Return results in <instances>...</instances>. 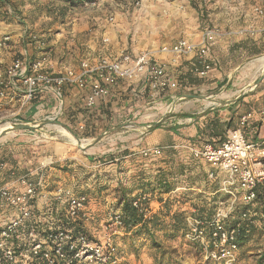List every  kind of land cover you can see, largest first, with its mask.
<instances>
[{
  "label": "built area",
  "instance_id": "2783aa9c",
  "mask_svg": "<svg viewBox=\"0 0 264 264\" xmlns=\"http://www.w3.org/2000/svg\"><path fill=\"white\" fill-rule=\"evenodd\" d=\"M142 1L133 3L139 7ZM253 12L264 21L263 7L255 6ZM113 19L114 15L107 18L109 23ZM260 31L264 34V26ZM218 35L215 27L206 25L198 41L181 38L163 46L160 51L169 53L176 66L172 74H168L165 63L157 61L154 52L128 48L115 56L80 59L76 68L55 74L44 42L35 41L36 36L30 33L27 40L25 30L22 38L30 51L25 48L0 71V105L16 98L24 108L35 99L45 101L48 94L57 104L52 107H56L53 116L46 118L54 120L63 115L65 88L76 87L83 92L87 114L98 102L110 98L111 88L119 84L132 89L129 103L143 99L156 103L161 94L179 101L185 94L178 95L177 91L185 87L177 68L187 62L190 71L205 80L216 63L210 51ZM10 41L9 33L2 34L0 49L8 48ZM101 43L109 44V38L103 37ZM87 116L75 126L78 131L85 130ZM169 149L181 155L187 170L181 185L157 193V197L171 200L170 213L175 212L180 198L185 200L182 240L202 261L236 264L241 253L264 256V104L242 112L220 141L183 139L144 147L138 153L157 157L164 164ZM56 163L52 157L46 158L36 169L17 175L16 185L0 186V264H119L114 236L124 229L120 213L110 214L108 229L101 237L93 236L87 227L92 219L91 199L62 182L51 181L45 171ZM132 206L145 219L152 212L146 194L132 198ZM162 208L157 200V210Z\"/></svg>",
  "mask_w": 264,
  "mask_h": 264
},
{
  "label": "rangeland",
  "instance_id": "374dc122",
  "mask_svg": "<svg viewBox=\"0 0 264 264\" xmlns=\"http://www.w3.org/2000/svg\"><path fill=\"white\" fill-rule=\"evenodd\" d=\"M8 1L15 6L16 18H13L12 21L16 23L15 25H18L19 32L23 34L26 30L27 40V34L30 33L36 36L35 41L44 42V50L48 52L50 65L52 66L50 68H53L55 74L64 71L66 68H76L80 59L90 57L91 47L89 44L100 43L102 45V38L109 36V34L104 35L105 26L109 24L107 18L114 15L115 11L109 0H85L83 4L79 0H17L15 3L11 0ZM91 1L95 3L91 4ZM243 1L244 7H247V9L249 5L256 2L261 5L264 4V0ZM208 3L211 4L208 5ZM216 4H218L216 0L208 1L205 8L207 7L209 14L202 13L197 16L194 9L204 10L203 3L200 5H198V2L187 3L184 14L175 22L177 29L172 31L171 34L176 37L193 35L198 38L201 35V27L204 23L207 26L215 27L219 31L217 38H220L222 31L228 30V27L220 28L217 25L220 22L218 13L220 10ZM214 6H216L215 9L211 10ZM97 17L98 19H95ZM228 42V45H221L220 43L217 48L211 51V54L216 56L219 62L205 80L195 81V83H198L197 86L189 92L182 91L184 92L182 94L181 91H177L178 95L190 94L191 97L172 101V99L165 96L156 103L148 104L145 100V103H137L138 105L135 106H133V103H129L128 111L121 119L120 125L122 127L117 130H110L106 134L104 132L109 129L106 125L96 129L93 128V135L85 139L80 138L81 140H77L79 137L70 131L79 143L84 142L87 145L95 138L98 139L85 149H80L75 143L67 141L66 138L59 135L60 133L54 131L52 125H60L69 132L65 126L67 120L64 119L63 115H59L54 119L57 122L56 124H49L32 130H22L29 138L33 137L34 141H37L35 148L44 146V149L48 150L47 154L56 152L57 155H60L56 151L60 146L58 143H66L69 152L72 155H77L78 160L74 163L78 164L75 167L69 161L57 163L53 166L54 170L60 171L59 174L56 173L53 183L62 182L67 188H72L77 193H84L91 199L93 203L91 206L92 219L87 222V227L93 236L96 238L101 237L107 231L110 214L121 211L124 200L146 194L152 212H157V191L154 182L144 181L139 173H132L129 177L123 175L125 167L121 164V157L129 152L128 149H122L123 145L133 147L135 142H139L140 145L143 144V146L149 147L152 144L151 142L158 140L159 129H166L170 126H200L198 125L199 118L203 114L212 116L211 112H217L222 128L226 130L225 123L232 115V127H234L243 111L264 104V70L258 71L260 59L264 55V39H259L258 43L248 38L234 41L228 39ZM65 46L69 48L66 49ZM35 50L36 54H39L38 50ZM60 62H62V65H60ZM213 73L214 75H212ZM258 78H260V82L253 87ZM45 95L47 98L44 102V108L37 109L35 117L32 118L35 123L30 122V120L26 121L27 123L34 125L40 120L47 119V116H53L52 113H54L56 107H52L57 102H54L47 94ZM196 96H202L203 98ZM238 96L239 98L236 100L235 98ZM207 97L217 99L218 102H226V104L206 101L205 98ZM47 103L50 108L46 106ZM4 116L0 119V125L5 122L11 123L13 121L11 119H18V115L15 114ZM188 118H192V121L189 122ZM155 122H157L155 126L148 129L143 128L145 124H154ZM73 130L77 134L79 133L76 127ZM11 133L3 134L0 139L9 136L8 134ZM204 136L206 137V135ZM138 139H141V141ZM116 146L120 149L119 151L115 150ZM27 148L24 147L23 150L27 152ZM35 148L31 147V151L33 150L34 153L36 152ZM111 148L112 150L107 151ZM102 152H104L103 155ZM86 153H91L89 156L94 159H87L88 155ZM180 156V154H175V156L166 159L163 164L166 174L169 175L176 167L184 165L183 161L180 160ZM52 158L55 159L56 157ZM114 158H118V161L112 163ZM80 160L85 163L89 162L90 166L84 167L81 165ZM159 164L160 162L157 161V166ZM74 168L81 172L79 173L80 183L75 186L71 178L64 177L65 173H72ZM160 168L162 169V167H157L158 170H161ZM91 175L93 176L91 177ZM89 177L90 181L88 180ZM177 179L178 182L172 183V186L181 185L184 174L178 176ZM166 201L171 204L170 199H166ZM107 204L108 208H106ZM169 218L170 216H167L162 220L168 222L171 220ZM136 233L138 231L135 230L132 235H136ZM156 238V249L152 253L155 254L156 264H202V259L194 253L191 246L186 244L177 232L169 227L165 229V233L157 234ZM114 239L116 242L115 236ZM133 244L134 242L130 237L128 242L118 244L121 257L119 264H139V250ZM250 248L247 247V249ZM260 259L263 260L261 264H264L263 256L257 258L241 253L236 264H260ZM208 264H214V262Z\"/></svg>",
  "mask_w": 264,
  "mask_h": 264
},
{
  "label": "crops",
  "instance_id": "0c3cea01",
  "mask_svg": "<svg viewBox=\"0 0 264 264\" xmlns=\"http://www.w3.org/2000/svg\"><path fill=\"white\" fill-rule=\"evenodd\" d=\"M11 1L15 3L17 0ZM109 1L113 10H115L113 22L105 26L106 31L104 32V35L109 34V44H89L91 47V50L89 51V53H91L90 58L95 60L101 55L115 56L119 51L125 48L132 49L137 52L150 50L154 52V57L157 58V61L166 64L168 74H172L175 72L176 67L175 64L171 62L172 56L167 52L160 51V49L163 46H169L181 38H186L190 41H198L199 37L195 38L193 35L176 37L171 33L177 29L175 22L184 14V9L187 3L190 4V2H198V5L203 3L205 8L207 2L210 0H143L141 6L139 7L134 5V0ZM216 2H218L216 5L220 10L218 12L220 15V22L217 25L220 28L227 26L228 30H223L222 28V36L220 38H216L211 51L217 48L220 43L221 45H228V39H232L234 41L248 38L249 40H253L255 43H258L259 39H264V34L260 31L264 26V21L253 12V8L255 6H261L264 8V4L261 5L259 2H256L253 5H249L247 9V7H244L243 0H216ZM210 4L211 3H208V5ZM215 7L216 6L211 8V10L215 9ZM6 8L7 12L4 11L5 7L3 8L0 6V36L2 34L9 33L11 35V41L8 48L5 50L0 49V71L4 70V68L11 63L15 56L23 52L25 48H28V45H25L22 38V34L19 32L18 25H15L16 23L12 21L13 18H16L15 12L10 10L8 6H6ZM194 11L197 16L202 13H206V15L209 14L207 7L204 10L194 9ZM95 19H98V17ZM202 25L203 26L201 28L206 26L204 23ZM251 31L253 34H251ZM65 48L68 49L69 47L65 46ZM28 49V51H30V48ZM211 51L210 56L215 60L216 66L218 65L219 60L216 56L211 54ZM74 53H76V51H74ZM60 65H62V62H60ZM212 75H214V73ZM128 86V84H119L116 87L111 88L113 93L111 97L106 98L103 102H98L92 112L87 113V118L89 119L87 122L91 123L93 117L96 114L98 115V111L102 114V112L106 110L110 114V118L105 120L103 125H106L107 128H113L120 125L122 116L126 114L129 108V102L127 99L130 97L132 89H128ZM179 91H181L182 94L184 93L182 90ZM65 93L66 109L75 110L83 106V92L77 90L76 87H71L65 88ZM45 99L46 97L44 100ZM144 101L145 100L143 99V101H133L132 103L133 106H135L140 103H145ZM44 102L45 101L43 100L38 101L37 99L36 101L35 99L32 102H27L25 107L22 109L18 99L13 98L5 100L0 105V119H2L4 115L8 116L15 114L18 115L17 118L20 121L26 122L30 120V122L35 123L34 120L32 121V118L35 117L37 109L44 108ZM46 106L50 108L49 105ZM19 110L21 111L18 112ZM65 118L66 117L64 116V119ZM192 126H170L166 129H159L158 140L151 142L152 144L149 147L157 144L163 146L171 144L172 142L182 141L186 136H192L196 133V126ZM8 135L9 136H4L0 139L1 185H16L15 181L17 175L36 169L41 162L45 161L46 158L49 157H56L54 160L57 163H63L65 161L72 162L73 167L78 164L74 163L78 160L77 155H72L69 152L66 143H58L60 146L56 151H58L60 155H57L56 152H50L52 154L51 155L47 154L48 150L44 149V146L41 147L37 145L38 147L35 148L37 141H34L33 137L29 138L25 132H12ZM138 140L141 141V139ZM138 143L139 142H135L133 147L127 145H123L122 147V149H128L129 151L121 157V164L125 167L123 175H127V177H129L132 173H139L143 177L144 181L155 182L157 180V167H162L164 170V165L160 163L157 166V157L146 158L141 156L138 151L145 146H143V144L140 145V143L138 145ZM24 147H28L26 149L27 152L23 150ZM31 147L36 149L35 153L33 150L31 151ZM110 150H112V148L107 151ZM115 150L119 151L120 149L116 146ZM86 154L88 155L87 159H94L89 156L91 153ZM103 154L104 152H102V155ZM171 156L166 155V158H171ZM80 161L81 165L84 167L90 166L89 162L85 163L83 160ZM114 161H118V158H114L112 163ZM12 171H14L15 174H12ZM76 171L77 170L74 168L72 173L64 174V177H67L68 179L71 178L74 186L79 185L80 183L79 173L81 172ZM45 172L49 177L51 176L52 182L55 181L54 177L60 173V171L54 170L53 168H50ZM92 176L93 175H91V177ZM88 180H91L90 177ZM106 208H108V204ZM130 238L134 242L133 246L137 247L139 250L138 257L140 260L142 259L141 261L139 260L138 263L156 264L157 261L155 254H152L156 247L150 244L147 237L144 238V236L140 234L134 235ZM154 239L157 241L156 237H154ZM116 240L118 244H121L122 242H128L129 237L122 234L117 236Z\"/></svg>",
  "mask_w": 264,
  "mask_h": 264
},
{
  "label": "trees",
  "instance_id": "16d2710c",
  "mask_svg": "<svg viewBox=\"0 0 264 264\" xmlns=\"http://www.w3.org/2000/svg\"><path fill=\"white\" fill-rule=\"evenodd\" d=\"M84 1L85 0H79L81 4H83ZM0 6L3 8L5 7L4 9L5 12H7L6 6H8L13 12H15V6L11 4L8 0H0ZM177 69L181 71V74L179 75V80L183 85V87H185L184 89H182V91L184 92L191 91L198 84L195 83V81L202 80L190 71V68L187 66V62H183L182 65H180ZM65 94L66 93H64L63 96V101H64L63 116H65L66 117L65 119L67 120L65 126L66 128L69 129V131H71L73 134H76L79 138L91 137L93 135L92 129L93 128L96 129L101 126H104L103 125L104 121L110 118V114L106 110L102 112L103 115L100 114V112L98 111V115L96 114L93 117L91 123L87 122V126L85 130L82 132L79 131L78 134L81 135H78L77 132L73 130V128H75L78 122H80L85 118L86 110L83 108V106L75 110L68 108L66 109ZM161 97H165L164 94H161ZM211 113L212 116H209V114H203L199 118L200 122L198 125L200 126H196L198 127L196 128L197 129L196 133L193 136H186L185 139H193L202 142L203 141L215 142L216 139H219L218 141H220L224 137L226 130L232 127L233 115L226 121L225 126L227 129L224 130L222 128V124L220 123V119L217 112H211ZM199 127H201L200 130ZM204 135H206V137ZM167 154L170 156L171 155L175 156L176 153L174 150L169 149L165 152V155ZM186 170L187 167L181 165L178 168L176 167V169L173 170L172 173L168 175V173L167 174L165 173L166 170L157 169L158 171L157 180L154 182V184L156 185L157 193H164L169 191L170 188L173 187L172 183H177L178 176H180L181 174H185ZM170 180H172V182H170ZM0 186L2 185L0 184ZM157 200L160 201V203L162 204L163 207L162 210H157V212H151L149 217L146 219L139 214L137 208H134L132 206V198L128 200H124L121 211H119L124 229L119 234L116 235L120 236L123 234L125 236L127 235L128 237H132L134 236L132 235V232L136 230L138 231L136 235L142 234L144 238L147 237L150 244L154 247H156L155 246L156 241L154 237H156L157 234L165 233V229H167L168 227L176 231L178 236L181 237L180 232L182 230V222H183L181 213H182V207L185 204V200L182 198L179 199L178 207L176 208L175 212L172 214H170V210H169L171 204H169L166 200H162V198L159 197H157ZM167 216H170L169 219L171 220H169L168 222H164V220L162 219L166 218ZM116 235L115 237H117ZM116 243L118 245L117 240ZM118 253H120L119 248H118ZM262 261L263 260L260 259L259 263L261 264ZM210 262L212 261L204 260L202 264H208ZM214 264H218V263L214 262Z\"/></svg>",
  "mask_w": 264,
  "mask_h": 264
},
{
  "label": "water",
  "instance_id": "95a60500",
  "mask_svg": "<svg viewBox=\"0 0 264 264\" xmlns=\"http://www.w3.org/2000/svg\"><path fill=\"white\" fill-rule=\"evenodd\" d=\"M260 82V78H258L256 80V82L253 84V87H255L258 83ZM192 95L190 94H185L183 97L187 98V97H191ZM196 97H199V98H203L202 96H196ZM239 98L236 97L235 99L237 100ZM218 103H223V104H226V102H221L219 101ZM57 122L55 120H48V119H45V120H42V121H39L37 122L36 124L34 125H31L27 122H11L10 123V128L8 130H4L0 136H2L3 134L9 132V131H22V130H32L34 128H38V127H42V126H45V125H49V124H56ZM156 123L154 124H151L150 126H147L148 128L150 127H153L155 126ZM120 127H122V125H118L116 127H113V128H109L106 132H104V134L108 133L110 130H117L119 129ZM78 140V139H77ZM98 139L95 138L91 143L87 144L86 146H78L80 149H85L86 147H88L89 145H91L93 142H96Z\"/></svg>",
  "mask_w": 264,
  "mask_h": 264
},
{
  "label": "bare ground",
  "instance_id": "6f19581e",
  "mask_svg": "<svg viewBox=\"0 0 264 264\" xmlns=\"http://www.w3.org/2000/svg\"><path fill=\"white\" fill-rule=\"evenodd\" d=\"M264 70V55L261 57L260 62H259V66H258V71H262ZM246 89V88H244ZM224 97V96H223ZM206 101H213V102H218L217 99H213V98H205ZM54 128V131L60 133L59 135L66 138L67 141L75 143L77 146H86V144L84 142L79 143L78 141H76V138L74 136L71 135L70 131L68 132L65 128H63L60 125H52ZM10 128V123L9 122H5L4 124L0 125V135L4 130H8ZM12 131H9L7 133H10Z\"/></svg>",
  "mask_w": 264,
  "mask_h": 264
}]
</instances>
